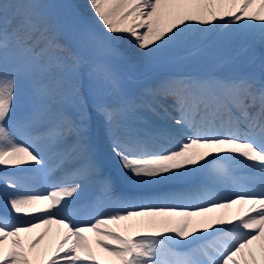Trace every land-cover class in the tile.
<instances>
[{"label":"snow or ice","instance_id":"snow-or-ice-1","mask_svg":"<svg viewBox=\"0 0 264 264\" xmlns=\"http://www.w3.org/2000/svg\"><path fill=\"white\" fill-rule=\"evenodd\" d=\"M87 7L98 33L65 26L51 0H0V264H264V74L216 61L130 99L112 63L120 44L148 58L183 50L181 59L264 45V0ZM94 118L129 186L204 172L194 189L163 197L188 203L121 196L116 211L74 217L86 182L116 195L89 142Z\"/></svg>","mask_w":264,"mask_h":264},{"label":"bare ground","instance_id":"bare-ground-1","mask_svg":"<svg viewBox=\"0 0 264 264\" xmlns=\"http://www.w3.org/2000/svg\"><path fill=\"white\" fill-rule=\"evenodd\" d=\"M74 3L77 5V7H79V11L81 13L87 15L89 20L93 23V25H95L93 22L92 13L89 10V8L87 7V0H74ZM81 20H79V21L81 22ZM92 31H96L97 33L99 32L98 28L96 30L92 29ZM220 31H223V29H221ZM256 31L258 32L259 29H256ZM243 43H244L243 41H240V42H236V43H233L232 45L227 46V47L231 48V63L234 67H240L242 65L244 66L245 64H247L246 60H248V59H255V58L264 57V45H262L258 39L256 41H251L248 46L243 45ZM120 45L124 48L123 53H122V57H120V59L128 57L129 60L135 61V64L131 63L128 65V71L129 72L134 71V73L137 72L136 74H138V75H139V72L146 71V70H139L137 68V61H139L141 64L142 61L151 60V58L140 57L141 55L138 54L131 46H129L127 44H120ZM182 53L184 54L185 52L183 51ZM203 53H205V52H203ZM221 53H222V48L217 49V55H220ZM250 62L251 63H249V64L251 66L258 68V66H259L258 62H255L253 60H250ZM261 63H263L262 60H261ZM175 68H176L175 65H172L171 63L166 62L164 64H160L157 68L154 69L153 72H151L147 75L134 77L131 81V84L135 86L138 93L134 95V94H131L130 92H128L129 98L134 99L140 94V92L143 88L141 82L143 83V81H145L149 85H152V84L157 82L155 80V79H157L155 77L156 75L163 77L164 75H167L168 72L177 71V69H175ZM161 70H165V71L159 72ZM114 99H116V97H110V100H114ZM95 120L97 121V118H95L93 120L94 123H95ZM108 174L110 175V173H108ZM120 197H121V192H117L116 195H114L112 202L114 204L119 203ZM56 227L57 226L52 225V233L50 234V236L48 238H46V240L44 242L45 244L48 243L49 240L53 237V233L56 232ZM40 231H42V229H37L36 233H38ZM36 233H34V235Z\"/></svg>","mask_w":264,"mask_h":264},{"label":"rangeland","instance_id":"rangeland-1","mask_svg":"<svg viewBox=\"0 0 264 264\" xmlns=\"http://www.w3.org/2000/svg\"><path fill=\"white\" fill-rule=\"evenodd\" d=\"M51 2L54 3L55 5H57L56 12L58 14L59 20L62 23H64L65 26L69 23L68 20H70V17L67 13L72 12V15H74V14L77 15L79 18L83 19L85 22V24H83V25L74 24L75 27H79V28H85L86 27L89 30H92V29L96 30L97 29V27L95 25H93V23L89 20L87 15H82V13L79 11V7H77V5L74 3V0H51ZM172 51H180V50L173 49ZM226 52H230V53H226ZM164 54H165V52L157 55L156 57L160 59ZM216 55H217V49H214L211 51H205V53L200 54V56H202V59H198L197 60L198 62H196V63H201L203 65L204 63L206 64L207 61L210 62L211 60H214V59H217V61H224L225 63H230L229 61H231L230 60L231 59V48H229L227 46L222 47L221 55L217 56V57H216ZM223 55H226L227 57H224ZM229 56H230V58H229ZM140 57L145 58L142 55ZM178 60H181V57L178 58ZM148 69H149V67H148Z\"/></svg>","mask_w":264,"mask_h":264}]
</instances>
